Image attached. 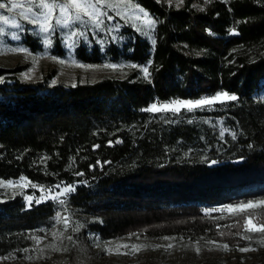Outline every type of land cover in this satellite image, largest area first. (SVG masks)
Segmentation results:
<instances>
[{
	"label": "trees",
	"instance_id": "16d2710c",
	"mask_svg": "<svg viewBox=\"0 0 264 264\" xmlns=\"http://www.w3.org/2000/svg\"><path fill=\"white\" fill-rule=\"evenodd\" d=\"M132 3L155 21L148 33L117 16L115 29L88 28L73 49L61 27L45 45L26 22L20 40L35 54L137 66L124 76L68 85L51 72L28 82L20 66L0 65V180L74 187L63 204L0 194V261L37 260L36 238L62 236L63 217L78 229L61 240L63 264L140 236L259 250L227 206L264 198V0ZM218 92L237 99L146 110Z\"/></svg>",
	"mask_w": 264,
	"mask_h": 264
},
{
	"label": "rangeland",
	"instance_id": "374dc122",
	"mask_svg": "<svg viewBox=\"0 0 264 264\" xmlns=\"http://www.w3.org/2000/svg\"><path fill=\"white\" fill-rule=\"evenodd\" d=\"M165 1L169 3V0ZM0 2H6V0H0ZM110 2L117 3L118 0H110ZM171 3L176 5V0H172ZM102 11L105 13V15L101 17L102 23L106 22L107 26L111 29L116 28V17L118 16L126 21L131 22L133 25H136V28L140 27L142 31L146 33H148V31L150 30L149 27L132 18L134 14L139 13H135L134 10H126L123 7L122 3L121 7H119L118 9L103 7ZM0 12L8 14L6 13V10H0ZM9 15L17 16V18H19L18 10ZM107 16H111L112 19H107ZM26 22L27 21H21L22 28ZM61 28H64L66 30L65 40L68 47L70 49H73L79 37H72L71 39H69L70 32L81 31L85 33L88 28H102V24L100 25V27H96L95 25L90 23H76L71 25L70 27ZM35 29L38 32L36 26ZM22 31L6 26L5 35L0 37V65L6 68H15L20 66L22 68V72L19 73V77L23 81L35 82L45 78V76L51 74V72H54L53 77L51 78L52 82L55 81V83H64L70 85L77 82H94L107 76H124L133 69L132 67H129L127 65H119L121 67L112 69L104 67L105 64H85L76 61L71 55L65 59L57 58L52 56L47 50L40 54L32 53L29 49H27L20 43L21 38L20 40H15L9 34L15 32L21 37ZM40 36L44 40V34L41 33ZM16 47L26 48L27 52L18 53L10 51V49ZM61 61H63V63H61ZM80 65H83V67H81ZM142 69L143 68H141V72L143 73ZM0 181L7 182L12 180ZM22 183L27 184L28 186L16 188L0 187V194L4 195L6 199L12 198L19 194H23L26 197L32 196L33 200L39 199L41 196L48 195V193L46 191H42L41 188L34 189L27 180H24ZM29 190H32L31 194ZM57 192L58 191H52L53 194ZM61 198L62 196L60 197V199ZM260 200H264V198ZM260 200H254L253 202ZM262 211H264V205L255 207L250 206L244 209L235 210L234 214L244 220L250 217L251 219L249 220V226H259L262 225L260 219V216L263 215ZM73 229H75V227L73 225H70L67 227V230L65 229V232L62 236L56 234L55 236L52 235L51 238H41L38 242V246L41 248V252L37 260H1L0 264H40L42 262H46L47 264H63L64 250L62 248L61 240L66 237L72 236ZM247 233L251 237V240L254 242V244H257V246L260 247L258 251L250 250L241 252L236 250H224L223 248L217 247L216 244H209L207 242H193L190 240L176 238L152 240L148 237L140 236L132 239L124 238L117 241H109L102 246L99 245V247L97 246L95 249V255L86 253L82 254L83 261L81 264H261L260 260L261 258H264V243H259V241L264 240V232L256 231ZM118 243L142 244L148 245L149 247L141 249L138 252H133L131 249H120L119 253L115 251L109 253L104 250L105 245L114 247L115 244ZM168 244H172L173 247L167 248L166 246ZM156 245H160L162 247H153ZM253 246V244H248L244 247H250L251 249H253ZM197 247L199 248V252L196 251Z\"/></svg>",
	"mask_w": 264,
	"mask_h": 264
},
{
	"label": "snow or ice",
	"instance_id": "6c2138e0",
	"mask_svg": "<svg viewBox=\"0 0 264 264\" xmlns=\"http://www.w3.org/2000/svg\"><path fill=\"white\" fill-rule=\"evenodd\" d=\"M172 0H169L171 4ZM184 0H176V7H180L183 4ZM121 3L126 10H134L135 13L132 16L133 19L140 21L143 25L151 28L155 21L149 17V14L144 11V9L140 8L139 5H135L132 3V0H118L117 3H112L110 0H6V2H0V10H6L4 12H0V37L4 36L6 33V26L15 28L18 30H23L21 21H27L29 24L36 26L38 29L37 34H44V44L50 45L52 43L51 39L49 38L51 32L54 30L55 27H70L73 24L80 23V24H93L96 27H100L102 24L101 17L105 15L102 11L103 7L111 8V9H118L121 7ZM18 10V17L9 15ZM119 14V13H118ZM107 19L111 20V16H107ZM136 27V25H133ZM137 31H142L140 27H137ZM13 39L20 40V36L15 33H9ZM85 33L81 31H72L69 34V39L72 37H80L84 36ZM154 42V41H153ZM10 51L18 52V53H26L27 49L23 47H16L10 49ZM63 63V61H61ZM83 67V65H80ZM91 67V66H89ZM104 67L116 69L117 67H121L115 64H108L104 65ZM129 67L135 68L136 65H129ZM145 78L148 77V68L144 67L142 69ZM55 83V81H53ZM237 97L235 95H230L227 92H218L216 95L212 97L202 98L198 100H175L168 104H161L157 106L156 104H152L150 108L146 109L150 112H158V111H172V112H179L182 108L191 111L192 109L200 108L203 106L212 105L218 101H235ZM98 147V146H97ZM80 175V173H78ZM26 178L21 177L20 181H0V187L5 188H16V187H26L27 184L22 183ZM33 188L38 187L35 184L31 185ZM56 188H60V185H56ZM42 191H46L48 193L47 196H41L39 199L35 200V203L39 204L44 199H55L59 200L61 204L64 203L61 196L68 194L71 191H74V187L72 185H68L61 189L60 192L55 194L52 193L51 189H43ZM26 199L31 202L33 201L32 196H27ZM259 205H264V200L260 201H249L247 204H240L236 206L228 205V210H240L247 207H255ZM59 216V214H57ZM64 227H68V218L63 217ZM251 218H246L244 223V229L247 232H256L262 231L264 232V225L259 226H249V220ZM78 229H73L76 231ZM55 236L56 233H53ZM223 235V233H221ZM239 235V233L237 234ZM242 239L251 240L250 236H242ZM37 242H39V237L36 238ZM67 239L71 240L72 237L69 236ZM164 239H172L165 237ZM209 244H216L217 247L223 248L224 250H228L227 244H217L215 241H208ZM259 243H264V240L259 241ZM99 247V245H97ZM149 247L148 245L142 244H115L114 247L105 245L104 250L106 252L112 253L113 251L119 253L120 249H131L133 252H138L141 249ZM153 247H162L160 245H156ZM167 248H172V244H168ZM241 252H246L252 250L250 247H242L238 249ZM196 251L199 252V248H196Z\"/></svg>",
	"mask_w": 264,
	"mask_h": 264
}]
</instances>
